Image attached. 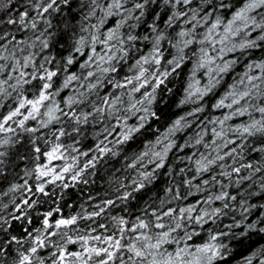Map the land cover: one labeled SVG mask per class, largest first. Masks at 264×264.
<instances>
[{"label":"snow or ice","instance_id":"1","mask_svg":"<svg viewBox=\"0 0 264 264\" xmlns=\"http://www.w3.org/2000/svg\"><path fill=\"white\" fill-rule=\"evenodd\" d=\"M0 181V264H225L264 234V0H0Z\"/></svg>","mask_w":264,"mask_h":264},{"label":"trees","instance_id":"2","mask_svg":"<svg viewBox=\"0 0 264 264\" xmlns=\"http://www.w3.org/2000/svg\"><path fill=\"white\" fill-rule=\"evenodd\" d=\"M257 55H259V53H257ZM172 111L179 112L180 110L176 109L175 106L173 105ZM113 163L115 167H119V164H116L115 162ZM23 167H24V164H21L20 168L17 169V171H20ZM167 179L168 178L166 176L161 175L158 186H162ZM6 186L7 185L5 182L0 181V189L6 188ZM105 188H106V185L103 183V181L99 177L96 179L95 184H90L88 186H84V185L74 186L73 188L67 191V195L65 196V200L67 204L72 205L73 207L68 208L66 206L64 208L65 213L74 211L76 208H78L79 204L85 201L89 194L95 195L98 192L102 193ZM253 202L264 203V196L254 199ZM260 211H264V209L255 210L254 215L250 217L249 219L250 220L255 219L259 215ZM33 215L35 216V213H33ZM260 244H264V234H258V233H254L251 236V239H246L242 245L234 243L233 244L234 250L231 256L226 260L225 264H239L243 256L248 255L250 251H252L256 247H259Z\"/></svg>","mask_w":264,"mask_h":264}]
</instances>
